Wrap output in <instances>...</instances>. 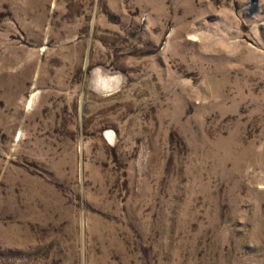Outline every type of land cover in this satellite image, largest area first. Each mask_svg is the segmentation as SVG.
I'll return each mask as SVG.
<instances>
[{"label": "rangeland", "instance_id": "1", "mask_svg": "<svg viewBox=\"0 0 264 264\" xmlns=\"http://www.w3.org/2000/svg\"><path fill=\"white\" fill-rule=\"evenodd\" d=\"M0 264H264V0H0Z\"/></svg>", "mask_w": 264, "mask_h": 264}, {"label": "clouds", "instance_id": "2", "mask_svg": "<svg viewBox=\"0 0 264 264\" xmlns=\"http://www.w3.org/2000/svg\"><path fill=\"white\" fill-rule=\"evenodd\" d=\"M110 79H112V80H119L120 78L118 76H112V77H110Z\"/></svg>", "mask_w": 264, "mask_h": 264}]
</instances>
